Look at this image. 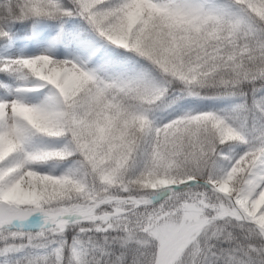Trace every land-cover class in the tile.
Listing matches in <instances>:
<instances>
[{
  "label": "snow or ice",
  "instance_id": "1",
  "mask_svg": "<svg viewBox=\"0 0 264 264\" xmlns=\"http://www.w3.org/2000/svg\"><path fill=\"white\" fill-rule=\"evenodd\" d=\"M0 264H264V0H0Z\"/></svg>",
  "mask_w": 264,
  "mask_h": 264
}]
</instances>
